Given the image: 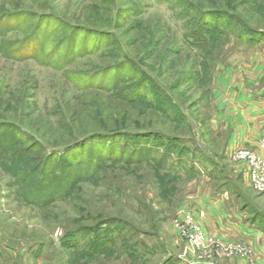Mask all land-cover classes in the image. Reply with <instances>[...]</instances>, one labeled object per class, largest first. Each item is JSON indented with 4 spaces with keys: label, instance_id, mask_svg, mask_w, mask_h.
<instances>
[{
    "label": "rangeland",
    "instance_id": "obj_1",
    "mask_svg": "<svg viewBox=\"0 0 264 264\" xmlns=\"http://www.w3.org/2000/svg\"><path fill=\"white\" fill-rule=\"evenodd\" d=\"M207 16L224 32L194 44ZM242 31L264 36V0H0V264H264L199 216L216 244L196 248L173 225L217 193L264 219V193L233 157L248 146L223 115L227 95L264 87V39ZM107 222L122 234L84 255Z\"/></svg>",
    "mask_w": 264,
    "mask_h": 264
},
{
    "label": "crops",
    "instance_id": "obj_2",
    "mask_svg": "<svg viewBox=\"0 0 264 264\" xmlns=\"http://www.w3.org/2000/svg\"><path fill=\"white\" fill-rule=\"evenodd\" d=\"M262 61V60H261ZM259 63L255 73L262 78L263 69ZM240 89L238 93L227 95L226 111L223 115L230 116L231 123H235V133L239 145L255 148L263 157L264 150L259 147V139L264 132V87L249 94ZM234 118H233V116ZM208 195L201 205L205 210V223L209 230L217 231L225 237H238L254 245L255 257L264 261V231L248 221L246 212L234 208L233 200L227 193ZM247 220V221H246ZM236 237V238H237ZM178 264H189L182 256L178 255ZM192 264V262H191ZM199 264H218L213 262H199ZM224 264V263H223Z\"/></svg>",
    "mask_w": 264,
    "mask_h": 264
},
{
    "label": "trees",
    "instance_id": "obj_3",
    "mask_svg": "<svg viewBox=\"0 0 264 264\" xmlns=\"http://www.w3.org/2000/svg\"><path fill=\"white\" fill-rule=\"evenodd\" d=\"M225 23H223V20L222 18H219V17H211V16H207V17H200L196 22H195V25L193 26V29L190 31V33H188L187 35V38L189 41L193 42L194 44H197V45H204L211 37H213V35H215L216 33L218 32H224V29L223 28H220L223 27ZM225 27V26H224ZM250 31H242V35L244 34L245 36L249 33ZM69 37H73L74 36V32H73V28H70V33L68 35ZM246 37H249V40L253 39V42L254 43H257V39H264V36L260 33H249L248 36ZM259 37V38H258ZM252 42V43H253ZM102 137V136H101ZM121 138H124V137H121ZM108 140H111V139H108ZM78 145V144H77ZM136 151V150H134ZM134 154V153H132ZM98 160L95 159V166L97 164ZM182 161H179V162H176L177 164H180ZM99 163V162H98ZM181 166L180 168H182V165H179ZM98 167V166H97ZM184 169V168H182ZM170 170H171V166L169 167V170H168V174H170ZM29 172L31 173H36V171L34 169H31ZM54 174L52 175V178L54 179H61V176H62V172L60 169L58 168H55L54 169ZM175 175V174H174ZM41 183L38 185V187H40V191L39 194H40V197H38V200H40L41 198L43 199L44 198V190L46 191V188L44 189V185L43 183H45V177L44 175L41 177ZM49 189V188H48ZM65 192H61L59 193L58 195L61 197L62 195H64ZM35 199H37L35 197ZM242 211H245V209H242ZM262 221H264V219L262 218H259V219H252L250 222L253 223V224H258L259 225V222L262 223ZM111 226H113L115 223L114 222H109ZM109 223H105V224H102V225H99L98 229L95 228V230H98L97 231V236L95 238L92 239V243L89 244L85 249H84V252L83 254L86 255V256H91V254H98L100 253L101 251L103 252L105 249H107L106 247H108L109 245H113V243H115V241L117 240V237L119 236H115L116 233L119 235L118 232H120V234H122L121 230H116L114 229L115 227H112L113 229L110 230L109 232L104 229L106 227H108ZM263 225V224H262ZM94 230V228H93ZM84 231H88V230H84ZM86 232H83V231H78V233H72V236H70L68 233L64 236V240H63V244H66L69 243V247H73V248H76V246L78 247L80 245V241H81V238L83 236H86ZM100 234V235H99ZM85 238V237H84ZM145 245L147 244H143L142 246V251H141V246L134 243V244H130V245H127L128 246V249L130 251V253H136L137 251L138 252H141V253H149V252H152V253H155L154 251H149V248L150 246H146V249L145 250ZM158 250V248L156 249ZM106 252V250H105ZM173 261V259H169L167 260L164 264H171Z\"/></svg>",
    "mask_w": 264,
    "mask_h": 264
},
{
    "label": "built area",
    "instance_id": "obj_4",
    "mask_svg": "<svg viewBox=\"0 0 264 264\" xmlns=\"http://www.w3.org/2000/svg\"><path fill=\"white\" fill-rule=\"evenodd\" d=\"M259 147L264 150V132L259 139ZM234 160L243 164L245 167V179L251 187L264 193V157L254 148L238 147L233 151ZM197 216L204 219L205 210L196 211L195 209L183 206L180 213L174 220V228L177 234L183 238H188L196 248L207 247L216 244L214 237L207 234L201 223L197 221ZM233 250L227 251L226 256H244L246 253L240 245Z\"/></svg>",
    "mask_w": 264,
    "mask_h": 264
}]
</instances>
